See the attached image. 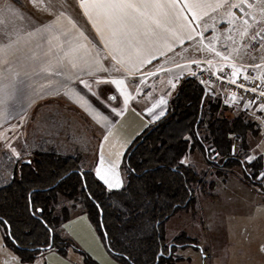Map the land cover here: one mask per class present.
I'll return each mask as SVG.
<instances>
[{
	"label": "trees",
	"instance_id": "obj_1",
	"mask_svg": "<svg viewBox=\"0 0 264 264\" xmlns=\"http://www.w3.org/2000/svg\"><path fill=\"white\" fill-rule=\"evenodd\" d=\"M225 111L219 94L209 90L194 73L184 76L166 112L137 135L126 150L122 167L127 180L120 189H108L93 168L83 169L79 154L35 151L29 156L30 162L20 159L12 178L0 184L5 245L23 261L55 249L64 257L71 250L79 253L84 264H101L72 238L57 232L70 220L72 209L64 205L61 213H56L59 197L77 200L81 195L82 212L120 264H175L180 260L175 251L186 246L195 247L205 256L207 250L185 232L169 243L166 240V222L182 209L195 211V186L203 196L210 197V190L217 184L203 170L186 163L184 157L199 149L221 175L226 168L240 164L247 180L264 190V179L258 178L264 168L263 155L245 160L233 151L232 134L248 147L246 137L249 131H256L257 123L243 114L229 117L223 114Z\"/></svg>",
	"mask_w": 264,
	"mask_h": 264
},
{
	"label": "crops",
	"instance_id": "obj_2",
	"mask_svg": "<svg viewBox=\"0 0 264 264\" xmlns=\"http://www.w3.org/2000/svg\"><path fill=\"white\" fill-rule=\"evenodd\" d=\"M78 2L80 6V0ZM83 2L87 6L90 0ZM80 9L87 26L71 15L56 14L20 32L19 44L0 58V84L7 85L9 90L15 86L16 90L15 98L7 104L6 114L0 116V150L7 149L13 155L21 150L23 153L36 148L47 150L44 142L33 147L26 141V147H19L16 141L19 134L23 137L32 132L45 137L49 134V145H56L55 148L65 155H85L82 165L92 164L96 174L99 169L97 176L100 179L104 176L101 179L104 183L105 180L114 181L118 177L122 187L127 180L122 167L126 150L137 135L166 112L182 78L193 74L198 67L221 70L232 65V59L222 58L228 25L226 19L217 18V30L209 27L203 32V38L193 32L194 40L175 42L172 51H166L164 56L157 54L154 59L149 58L150 63L135 68L127 64L124 67L117 65L120 71L116 72L112 70L113 49L110 45L106 46L109 30L103 27L94 10L88 8L86 14L85 8L80 6ZM185 15L188 20H192V13L186 11ZM48 25H52L51 29H46ZM192 27L198 32L202 30V25L196 21H193ZM29 32L34 35L29 36ZM213 36L218 39L210 40ZM201 39L204 45L202 49L198 44ZM236 39L239 41L238 36ZM3 43H7V40H3ZM209 44L222 55L217 56L215 52L209 51ZM262 54L253 48L251 56L245 55L235 63L259 64ZM97 60L100 64L96 63ZM101 65L108 71H96ZM125 68L131 72L130 75L125 72ZM90 71L93 75H89ZM57 72L60 74H55ZM98 79H124V86L118 89L110 83L97 84ZM81 80L90 84L92 90L81 84ZM214 89L222 98L226 95L227 100L223 101L230 107L226 108V112L233 115V107H239L251 116L254 110L245 108L240 100L233 99L221 84L215 85ZM109 95H114L116 99H109ZM125 96L129 97L127 103ZM79 97L88 103L85 104ZM161 99L165 103L161 104ZM35 124L36 131L30 132ZM53 127L56 129L53 130ZM62 136L69 140L68 144L63 143ZM228 184L229 180L221 186L226 187ZM106 185L110 190L120 189ZM250 225L255 228L254 223ZM61 229L62 233L57 232L62 237L72 238L101 264H120L108 253L86 213L72 215L69 221L61 225ZM72 256L71 252L64 257L51 249L46 256V264H78ZM203 257L206 261L214 255L208 250Z\"/></svg>",
	"mask_w": 264,
	"mask_h": 264
},
{
	"label": "rangeland",
	"instance_id": "obj_3",
	"mask_svg": "<svg viewBox=\"0 0 264 264\" xmlns=\"http://www.w3.org/2000/svg\"><path fill=\"white\" fill-rule=\"evenodd\" d=\"M78 1L43 0L42 6L41 0H36L35 4L32 0H8L11 8L0 11V20L11 23L22 32L63 12L66 15L75 17L84 26H87ZM0 5H3V0H0ZM258 54L262 53L258 51ZM213 90H215L214 87ZM222 100H227L226 95ZM224 107L230 109L229 104L223 101ZM233 108V115L226 111L223 114L229 115V117L243 114L247 119H253L257 123L255 126L256 131H249L246 137L248 147H243L241 139H237L232 134V137H234V153L239 154L245 160L253 159L259 155L264 157V113L259 108H251L250 110L254 111H250L251 114L248 112L251 115L249 116L239 107ZM36 127L35 124L30 132L36 131ZM52 129L55 130L56 128L53 127ZM65 129L67 130L68 127ZM203 132L207 134L206 129ZM61 138H63L65 145L69 143L65 136ZM26 141L33 147H36L39 142H44L48 149L36 148L30 152L26 150V153H23L22 150L16 151L14 155H17L15 156L7 149L0 150V184L7 183L12 178L15 166L20 159L29 157L35 151L49 152L56 150V153L65 154L58 151L55 148L56 145H49L51 142L49 134L46 137L33 132L25 137L19 134L16 144L19 147H26ZM2 142L5 143V141ZM207 142L210 144L209 140ZM10 145L12 146V144ZM78 154L81 155L80 162H82L85 155ZM214 156L215 153L211 155V157ZM183 160L186 163L194 164L199 171L203 170L211 179L218 182L210 190V197L203 196L199 191V186H195L198 194L195 211L182 209L172 216L165 225L166 240L169 243L176 236L185 232L188 236L190 235V237L196 239L204 248L209 247L208 250L211 251L214 257H210L205 261L201 251L193 246H186L175 251V257L180 258L175 264H264V190L262 187L247 180L240 164L226 168L225 173L222 175L218 174L217 167L210 163L199 149L192 150ZM81 166L83 169L93 168L92 164L87 166L85 163L83 165L81 163ZM258 178L264 179V168ZM227 180H229V184L226 187L221 186ZM83 203L81 195L78 196L77 200L60 196L55 204L56 213L60 214L62 206L65 205L72 208V217V215L82 213ZM253 223L254 229L250 225ZM57 230L62 233L61 226ZM50 250L39 252L33 260L23 261L17 253L5 245L3 227L0 223V264H46V256ZM70 252L78 264H84L83 256L73 250Z\"/></svg>",
	"mask_w": 264,
	"mask_h": 264
},
{
	"label": "snow or ice",
	"instance_id": "obj_4",
	"mask_svg": "<svg viewBox=\"0 0 264 264\" xmlns=\"http://www.w3.org/2000/svg\"><path fill=\"white\" fill-rule=\"evenodd\" d=\"M32 2L35 4L36 0H32ZM41 4L43 6V0H41ZM80 6L85 8L86 14L88 8L94 10L97 19L101 20L103 27L109 30L106 46L110 45L113 49L112 70L116 72L120 71L117 65L124 67L127 64L130 68H135L150 63L149 58L154 59L157 54L164 56L166 51H172L175 42L183 43L185 39L194 40L193 32L203 38V32L207 31L209 27H213L214 31L217 30L215 28L217 18L227 21L228 28L223 41L222 58L233 60L232 65H230L233 68L232 77L235 78L238 74H244L248 67L243 64L237 65L235 63L237 59H243L245 55L251 56L253 48L264 53V0H90L87 6L83 0H80ZM10 8L11 5L8 0H3L0 11ZM234 10H238L240 15H236ZM186 11L192 13V20L187 19ZM63 14V12L60 13V15ZM89 18L91 19V17ZM193 21L202 25L201 31L198 32L196 28L192 27ZM51 27L52 25H48L46 29H51ZM20 31L11 23L0 20V58H3L19 44ZM97 31L99 32L100 29L98 28ZM28 35L31 36L34 33L29 32ZM80 35L83 36V33L81 32ZM13 36L16 38L13 39ZM237 36L239 41L236 39ZM5 39L7 43H3ZM216 39H218L217 36L210 38V40ZM198 44L202 49L204 47L203 39L198 41ZM207 48L209 51L215 52L217 56L222 55L211 44ZM259 59L261 63L251 65V67L264 68V54ZM4 62L7 63V61ZM96 63L100 64V61L97 60ZM73 67L76 65L73 64ZM96 71H108V69L101 65ZM125 72L131 74L128 68H125ZM55 74L59 75L60 73ZM89 75H93V73L90 71ZM250 78L244 74V79ZM231 82L235 83L236 81L233 79ZM80 83L84 84L89 91L92 90V86L86 81L81 80ZM96 83H110L116 88L122 89L124 79H98ZM20 84L23 85V81ZM240 87L244 86L240 85ZM245 90L257 91L256 88ZM15 92V86L9 90L7 85L0 84V116L6 114L7 104L15 98ZM259 94L264 96V91ZM108 98L116 99L114 95H109ZM128 98L125 96V103H127ZM79 99L85 104L88 103L83 97H79ZM160 103L163 104L165 101L161 99ZM260 107L264 109V105ZM101 162L103 163V158ZM99 172L100 170L97 169V174ZM113 175L115 176L114 166ZM101 179H104V176H101ZM105 183L110 188L121 186L118 177L114 181L105 180Z\"/></svg>",
	"mask_w": 264,
	"mask_h": 264
},
{
	"label": "built area",
	"instance_id": "obj_5",
	"mask_svg": "<svg viewBox=\"0 0 264 264\" xmlns=\"http://www.w3.org/2000/svg\"><path fill=\"white\" fill-rule=\"evenodd\" d=\"M236 15H240L238 10ZM256 64V63H254ZM247 65L244 74H247L250 79H244V74H238L237 77H232L233 68L227 66L221 70H213L207 67H198L194 70L195 76L198 80L204 84L209 90H213V87L217 84H221L224 89L233 97V99L240 100L245 108H259L263 113L264 109H261V105H264V96L259 93L264 91V68L256 69ZM235 79V83L231 81ZM243 85L244 87H240ZM256 88L257 91H246L245 89Z\"/></svg>",
	"mask_w": 264,
	"mask_h": 264
},
{
	"label": "water",
	"instance_id": "obj_6",
	"mask_svg": "<svg viewBox=\"0 0 264 264\" xmlns=\"http://www.w3.org/2000/svg\"><path fill=\"white\" fill-rule=\"evenodd\" d=\"M31 159L29 157H24L22 158L21 162L24 163V162H30ZM101 215H102V212H101ZM101 219H102V216H101ZM8 230H10L9 226H8ZM107 237V236H106ZM53 238V232L51 230V239ZM51 245L48 246V248H50ZM161 254V253H160Z\"/></svg>",
	"mask_w": 264,
	"mask_h": 264
}]
</instances>
